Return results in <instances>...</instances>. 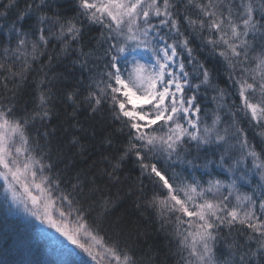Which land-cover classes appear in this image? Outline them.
I'll return each instance as SVG.
<instances>
[{"label": "snow or ice", "instance_id": "1", "mask_svg": "<svg viewBox=\"0 0 264 264\" xmlns=\"http://www.w3.org/2000/svg\"><path fill=\"white\" fill-rule=\"evenodd\" d=\"M149 225L264 264V0H0V264H155Z\"/></svg>", "mask_w": 264, "mask_h": 264}, {"label": "trees", "instance_id": "2", "mask_svg": "<svg viewBox=\"0 0 264 264\" xmlns=\"http://www.w3.org/2000/svg\"><path fill=\"white\" fill-rule=\"evenodd\" d=\"M67 9V5L65 6ZM53 123H56L54 120ZM135 175V173H133ZM124 209H127L131 212V208L127 202L123 205ZM148 236L141 241V251L149 252L150 255L156 258L155 264H170L166 262L165 253L166 248L164 247V241L161 238H158L155 229L149 225L147 227Z\"/></svg>", "mask_w": 264, "mask_h": 264}]
</instances>
